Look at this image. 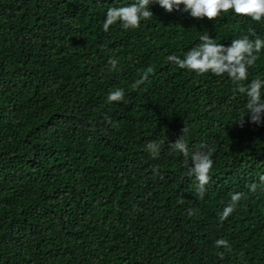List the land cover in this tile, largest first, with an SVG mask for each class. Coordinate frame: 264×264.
Instances as JSON below:
<instances>
[{"label": "trees", "instance_id": "1", "mask_svg": "<svg viewBox=\"0 0 264 264\" xmlns=\"http://www.w3.org/2000/svg\"><path fill=\"white\" fill-rule=\"evenodd\" d=\"M0 264H264V0H0Z\"/></svg>", "mask_w": 264, "mask_h": 264}]
</instances>
